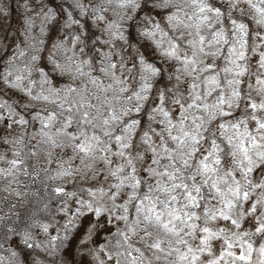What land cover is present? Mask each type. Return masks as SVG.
I'll use <instances>...</instances> for the list:
<instances>
[{
  "label": "snow or ice",
  "instance_id": "snow-or-ice-1",
  "mask_svg": "<svg viewBox=\"0 0 264 264\" xmlns=\"http://www.w3.org/2000/svg\"><path fill=\"white\" fill-rule=\"evenodd\" d=\"M52 2L25 3L36 14L28 27L38 21L40 36L46 28L58 35L61 27L71 34L67 41L50 35L52 47L80 50L79 17L86 15L106 33L101 47L128 41L129 50L142 51L130 65L108 51L113 62L86 72L105 59L92 49L95 58L77 62L75 72L87 77L79 87H46L41 69L50 56L14 66L23 49L0 71V252L10 235L35 250L43 233L48 256L62 247L48 223L16 211L37 195L33 177L43 172L65 205L66 232L83 217L85 248L102 224L109 232L98 264H253V252L255 264H264V244L251 242L264 239V0H71L62 25L47 7ZM141 13L136 36H125L126 22L135 24ZM33 39L27 47L38 52L44 41ZM163 80L172 83L155 88ZM48 104L55 107H37ZM81 176L90 182L68 183ZM7 252L0 264H19L17 253ZM30 256L24 252L25 264H39ZM64 256V264L74 260L70 250Z\"/></svg>",
  "mask_w": 264,
  "mask_h": 264
},
{
  "label": "rangeland",
  "instance_id": "rangeland-1",
  "mask_svg": "<svg viewBox=\"0 0 264 264\" xmlns=\"http://www.w3.org/2000/svg\"><path fill=\"white\" fill-rule=\"evenodd\" d=\"M71 0H53L52 3L47 4V7L55 13V19L61 21V25L65 19V16L68 12H72L73 9L69 6ZM59 6V7H58ZM4 8L5 13H0V71H7V65L13 57H18L19 50L23 49L26 53L24 58H19V63H17V59L14 61L17 67L23 68L25 61L30 55V49L27 47V37H38L44 41V44L40 45L41 52H45V46L51 47V43L48 37L51 35L53 36L54 40H58L60 37L66 36L64 35V29L61 27V30L58 35L50 32L47 28L45 29V34L40 36V27L39 22L36 21L32 30L29 31V27L27 22L29 20H34L36 14L30 8L25 7V0H4ZM145 14L141 13L140 17L136 20L135 24L133 21L129 20L126 22L124 27V34L125 36L135 37L136 32L138 31V25L141 23L143 16ZM155 16V14H153ZM157 20L159 17H155ZM81 21V29L80 32H83L86 36L92 35L94 40H98L96 45L97 51L103 53L108 51L109 49L101 47V45L107 39L106 33L104 32L103 28L96 23L95 17H87L86 15H82L79 17ZM87 20L88 27H83L84 22ZM91 42V41H90ZM35 43V40H32V44ZM123 43V42H121ZM114 46V45H109ZM159 62V61H158ZM39 64L42 61H38ZM45 73H48V66L45 65L42 69ZM167 83V80L161 81L159 84L161 88ZM64 86V85H62ZM11 95V93H9ZM18 102V95L12 96V100L9 103ZM43 173L41 172V175ZM23 179H27L23 177ZM33 179L36 180V185L39 187H33V191L37 192V195H44L47 196L51 192V188L49 185L52 182L44 181L41 183L39 176H34ZM70 185H67L66 188H70ZM31 199V203H27L21 205L17 203L16 211L20 214H23L25 211L29 212V209L33 206V200ZM16 203V201H13ZM49 207L51 209H56L59 207L56 201H50ZM74 210V208H73ZM7 211V208H5ZM48 216H52V213H47ZM71 216V213L68 214ZM43 223L49 224V236H57L58 238H63V245L59 249L61 254H65L66 250H70V255L73 259H69V264H98L95 257L97 255L98 249L101 245H105L108 242L109 232L105 231V226L102 224L98 229H96L93 234L92 238L87 241V248H85L81 243V239H86V233L84 229L88 227L85 224L83 217L81 220L77 222L76 226L69 231H65L60 225L67 223V217L63 212H59L55 214V221L49 222L48 219H40ZM58 222V223H56ZM108 228H111L114 231L112 225H107ZM248 231H253V226L251 224L246 225ZM37 240L34 241L35 243L43 242L42 246L38 249H27L24 246L22 236H9V239L3 241L5 252H0V255H4L7 257L8 252L7 250L15 251L17 253V260L19 264H25L24 259V252H32V256L29 257V260L36 259L39 261V264H49L51 257L47 255L44 251V247L47 245V239L43 233H37ZM16 241V243H12V241ZM59 243V239L56 241ZM251 242L253 243V247L257 248L260 244H264V239H260L257 236H253L251 238ZM19 244V247H17ZM24 249V252H21V249ZM220 250V242H216L213 251L219 252ZM233 252H236L237 249L233 248ZM39 253L40 255H37ZM105 254H101L103 258ZM202 260L205 259L204 256L201 257ZM259 259L258 255L253 252V264L255 261ZM5 264H11L9 259H6ZM237 264H242V262L237 261Z\"/></svg>",
  "mask_w": 264,
  "mask_h": 264
},
{
  "label": "clouds",
  "instance_id": "clouds-1",
  "mask_svg": "<svg viewBox=\"0 0 264 264\" xmlns=\"http://www.w3.org/2000/svg\"><path fill=\"white\" fill-rule=\"evenodd\" d=\"M25 3H27V0H25ZM0 13H5V8H4V0H0ZM6 14V13H5ZM32 28H29V31H31ZM82 39L79 42V49H73L70 45H66L63 47H50V50L48 52H41L40 51H35L31 48H29L30 51V56L32 55H39V56H50L51 57V62L47 63L48 66V77H49V81L50 84L47 85L48 86H56L59 88H63L67 85H73L76 87L81 86L82 84H86L87 83V77H79L77 75V73L75 72V68L77 65V62L80 61L83 58H88V59H93L96 57V52L92 51V49L96 48L97 42L96 41H88L87 39H85V37H87L83 32L80 33ZM71 34H69V36H66V41L70 39ZM32 40L33 37L32 36H28L27 37V43L28 45H32ZM2 43V42H0ZM128 41H123V43H121V45L119 46H110L109 50L111 52L112 57L115 58V62L116 63H121L124 62L126 64H131L132 62V57L137 55V53L139 51H142L141 49H139L138 47H132L131 50ZM108 51H105L103 53V56L105 57L104 60H97L96 65H88L85 67V71H91V70H95V68L97 67H102L105 66L107 63H111L113 62L111 59H107V55H108ZM26 62V61H25ZM17 63H19V58L17 59ZM160 63L162 64V67L164 69L165 75H172L173 73L169 70V64L165 63L163 60L160 61ZM59 64V68L56 67V65ZM16 66V64L14 65ZM36 66L37 68L39 67V63L38 61H36ZM73 75H77V79L73 80L72 76ZM130 75L135 76L136 73H130ZM167 83L171 84V81H167ZM64 85V86H62ZM155 88H161L159 83H155ZM37 107H46L48 109H53L55 106L48 104V105H37ZM213 132H217L218 130L213 128L212 129ZM2 162V161H0ZM33 164H36V158H33L31 161ZM43 162H41L42 164ZM39 167V165H38ZM43 173V172H42ZM39 177L41 180V183H43L44 181H48V182H52L49 181L45 178V173H43L41 175V172L39 173ZM60 181H57V183H59ZM81 182H90V179L86 176H81L79 180H70L68 181V183L70 185H75V184H79ZM32 186L35 187H39L35 184H33ZM33 191V187L31 189ZM33 200V206L31 209H29V219H35V218H43V219H48L49 222H54L55 221V214L61 212V208H63L65 205L58 201L56 198H54L51 194V192L47 195H36L35 197H32ZM50 201H56L57 204L59 205V207H57L56 209H51L49 207V202ZM105 203L107 204V206L109 208H111V203L108 201H105ZM25 204H27V202H25ZM45 204L47 205V209H45ZM69 205H71V202H69ZM73 211L72 207H69V212ZM32 212H35L37 214L36 217H33L31 215ZM52 213V216H48L47 213ZM85 224H87V221H84ZM58 223V222H56ZM64 225H60V227H62L64 229ZM74 228V227H73ZM107 231V230H105ZM51 260L49 262V264H51V262L54 260L55 264H64V260L67 259L64 254H61L60 251L54 253V255L50 256ZM69 264V262H68Z\"/></svg>",
  "mask_w": 264,
  "mask_h": 264
}]
</instances>
